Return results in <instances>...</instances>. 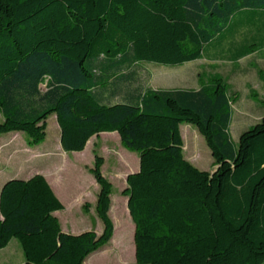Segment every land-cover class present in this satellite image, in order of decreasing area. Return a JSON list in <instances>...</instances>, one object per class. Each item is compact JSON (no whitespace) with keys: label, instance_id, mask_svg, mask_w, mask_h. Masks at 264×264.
Returning <instances> with one entry per match:
<instances>
[{"label":"trees","instance_id":"16d2710c","mask_svg":"<svg viewBox=\"0 0 264 264\" xmlns=\"http://www.w3.org/2000/svg\"><path fill=\"white\" fill-rule=\"evenodd\" d=\"M239 12L264 17V0H0V134L40 144L53 113L67 151L117 131L140 156L122 190L138 264H264V115L235 143L239 95L223 76L199 87H133L134 65L205 57ZM121 90L125 100H106ZM183 122L204 135L212 170L186 158ZM95 152L103 232L64 231L54 212L65 205L38 172L2 186L0 248L17 238L25 264H84L112 239L113 182Z\"/></svg>","mask_w":264,"mask_h":264},{"label":"rangeland","instance_id":"374dc122","mask_svg":"<svg viewBox=\"0 0 264 264\" xmlns=\"http://www.w3.org/2000/svg\"><path fill=\"white\" fill-rule=\"evenodd\" d=\"M216 41L205 48V57L187 61L181 65H166L157 62H142L134 65L137 84L142 88L199 87L217 73L238 91L239 99L233 104L231 134L235 143L240 135L256 124L264 115V17H247V12L235 13L231 26ZM257 47L253 49V47ZM247 49V50H246ZM252 50V51H251ZM248 55H241L245 52ZM240 57V58H238ZM202 79V80H201ZM108 90L105 95H108ZM110 93V92H109ZM109 94L106 100H125L124 91ZM184 139V154L197 156L194 164L208 169L214 160L204 135L194 124L181 123ZM116 131H102L81 151H67L61 144V127L55 113L48 118L47 137L37 145H29L24 132L0 134V192L7 181L6 174L12 171L21 176H30L37 170L54 171L61 181L62 190L68 195L79 192L77 186L89 192L91 199L99 192L100 185L87 167L94 165L95 151L105 157L103 173L113 182L110 215L116 226V234L105 245L92 252L84 264H138L135 257V222L127 205L128 197L122 193L127 182L128 155L138 158L137 151L125 147ZM134 163V162H133ZM139 166L137 169H139ZM90 210V209H89ZM88 210V211H89ZM126 215V216H125ZM58 216L64 227L79 223H91L99 229L104 224L96 208L87 212L81 205L67 203L66 210ZM18 246L16 250L15 246ZM122 252V260H119ZM0 264H25V255L20 241L13 238L9 246L0 249Z\"/></svg>","mask_w":264,"mask_h":264},{"label":"crops","instance_id":"0c3cea01","mask_svg":"<svg viewBox=\"0 0 264 264\" xmlns=\"http://www.w3.org/2000/svg\"><path fill=\"white\" fill-rule=\"evenodd\" d=\"M117 132V131H116ZM115 132V134L113 133V134H109V135H111V136H115V135H117V137H118V134ZM97 135H100V134H97ZM93 137H95V135H93L90 139H89V141H88V143H87V145H86V147H88L89 146V144L92 142V140H93ZM85 147V148H86ZM105 158V157H104ZM197 156H195V154H191L189 157H188V159L192 162V163H195V162H197ZM128 159L131 161V159L133 160V162H129V165H128V168L126 169V171L128 172L127 173V176H128V174L129 173H131V172H135V171H137L138 169V166H139V164H138V158H136L135 156H133L132 154H130V155H128ZM92 165H90V164H88L87 165V167L89 168V167H91ZM140 167V166H139ZM215 166L213 165V161H212V164L210 165V168H208V169H205V170H212L213 168H214ZM38 172H40V173H42V174H44L45 176H46V178L48 179V181L50 182V184H51V186H52V188L54 189V191H55V193L58 195V197L61 199V201L64 203V205H65V208L64 209H62V210H66V208H67V203H69V204H71V205H74V204H76V205H81L83 208H84V204L86 203V202H89L90 203V210L89 211H91L92 209H94V208H96V203H97V196H98V193H97V195L96 196H93L92 197V200L91 199H87V195L86 194H88L89 192H87L86 190H84L83 192H81V190L82 189H80L78 186H77V189H79V192H77L76 194H71V196H68L63 190H62V187H61V179H60V177L58 176V174L57 173H55L54 171H43V169H39V170H37V171H35L34 173H32V175L33 174H35V173H38ZM32 175H30V176H32ZM21 175L20 174H17V173H15V171L13 172L12 171V173L10 174V173H8V174H6V178H14V177H20ZM30 176H22V178H28V177H30ZM8 180V179H7ZM126 182H127V177H126ZM3 186V185H2ZM2 188V187H1ZM59 211L60 210H56L55 212H54V214L55 215H57L58 216V213H59ZM87 211V210H86ZM89 211H87V212H89ZM130 212V211H129ZM126 216V215H125ZM0 217H2V214H1V212H0ZM59 217V216H58ZM60 219V218H59ZM61 221V220H60ZM62 227H63V230L64 231H67V232H72V233H80V232H83V231H86V230H92V229H94L98 234H100V233H102L103 232V230H104V224H100L99 225V229H97L96 227H94L93 226V224H91V223H86V222H83V223H79V224H73V226H72V228L70 227V226H67V227H64V225L62 224ZM114 234H116V226H115V232H114ZM113 237H114V235H113ZM13 240V239H12ZM11 240V241H12ZM10 241V242H11ZM10 242H9V244H10ZM9 244L7 245V246H5V247H3V248H0V249H5L6 247H8L9 246ZM16 247V250H18V246L16 245L15 246Z\"/></svg>","mask_w":264,"mask_h":264}]
</instances>
